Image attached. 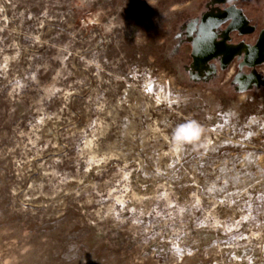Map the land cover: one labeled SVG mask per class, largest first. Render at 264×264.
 <instances>
[{
	"label": "rangeland",
	"instance_id": "obj_1",
	"mask_svg": "<svg viewBox=\"0 0 264 264\" xmlns=\"http://www.w3.org/2000/svg\"><path fill=\"white\" fill-rule=\"evenodd\" d=\"M197 1L0 0V264H264V94L163 56Z\"/></svg>",
	"mask_w": 264,
	"mask_h": 264
},
{
	"label": "flooded vegetation",
	"instance_id": "obj_2",
	"mask_svg": "<svg viewBox=\"0 0 264 264\" xmlns=\"http://www.w3.org/2000/svg\"><path fill=\"white\" fill-rule=\"evenodd\" d=\"M166 47L182 79L226 96L264 94V0H198Z\"/></svg>",
	"mask_w": 264,
	"mask_h": 264
},
{
	"label": "snow or ice",
	"instance_id": "obj_3",
	"mask_svg": "<svg viewBox=\"0 0 264 264\" xmlns=\"http://www.w3.org/2000/svg\"><path fill=\"white\" fill-rule=\"evenodd\" d=\"M184 131V134L187 136V137H191L193 135H195V133L193 131H191V129L189 128L188 130H182Z\"/></svg>",
	"mask_w": 264,
	"mask_h": 264
},
{
	"label": "trees",
	"instance_id": "obj_4",
	"mask_svg": "<svg viewBox=\"0 0 264 264\" xmlns=\"http://www.w3.org/2000/svg\"><path fill=\"white\" fill-rule=\"evenodd\" d=\"M164 50H165V52H163L164 53V57H165V59L169 62V54H168V52H167V47H166V44H165V47L163 48ZM167 56V57H166ZM224 96V95H223ZM226 96V95H225Z\"/></svg>",
	"mask_w": 264,
	"mask_h": 264
}]
</instances>
